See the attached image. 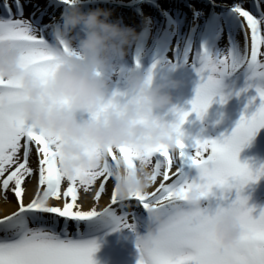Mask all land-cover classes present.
<instances>
[{"label": "snow or ice", "instance_id": "obj_1", "mask_svg": "<svg viewBox=\"0 0 264 264\" xmlns=\"http://www.w3.org/2000/svg\"><path fill=\"white\" fill-rule=\"evenodd\" d=\"M68 2L63 0L64 4ZM3 8L6 15L0 17V40L22 49V66L47 81L58 58L52 37V25L56 20L41 23L35 12L32 13L34 19H24L21 0H12L11 4L5 0ZM231 10L237 29L243 34L244 46L230 39L229 46L222 52L211 51L207 44L195 52L192 63L199 84L190 102L191 109L179 114L180 125L193 113L203 120L217 98L219 103H226L224 81L240 70L248 74V87L243 91L254 87L258 94L249 100V106L254 105L257 98L262 102L250 115L241 116L230 135L196 139L190 146L195 150L193 155L185 151L189 145L183 140L177 141L179 157L198 169L199 178L189 177L178 167L177 155H170L164 145L147 147L143 151L134 147L109 149L102 169H78L77 175L66 176L58 163L63 154L54 148L59 138L25 121L19 108V82L0 78V101L7 97L11 102L8 107L0 103V183L5 193L13 192L18 204L17 211L0 218V264H96L93 257L99 245L96 240L85 238L81 227L97 217H112L118 227L135 231L137 217L135 211H128L129 201H135L147 214L156 211L161 217L160 222H156L147 216V234L137 236L139 264H264V209L254 216V207H249L248 197L242 195L248 184L264 176V166L253 169L239 158L241 150L259 129L264 128V0H255L253 10L240 2L234 3ZM45 14V11L40 12L42 17ZM192 49L189 46L179 53L185 62H189ZM159 63H154L152 68ZM180 125H177L178 132ZM33 153L35 168L30 165ZM94 154L101 152L96 149L90 153ZM118 154L130 164L142 159L152 170V186L159 178L158 185L154 191L136 193L127 201L118 200L114 188L110 202L102 209L93 206L83 210L78 202L81 191L88 195L100 181L94 195L98 203L106 192ZM34 176L37 192L31 202L25 204L24 185ZM196 179L206 196L214 189H221L224 198L209 199L207 207L200 209L168 203L177 197L178 190L179 193L189 191ZM65 181L67 187L62 191ZM232 190L237 193L234 200L229 196ZM52 200H63V205L52 204ZM180 208H185L186 218L177 215ZM225 212L238 214L246 232L239 245L232 248L224 247L209 236L215 222ZM73 223L75 235L69 232Z\"/></svg>", "mask_w": 264, "mask_h": 264}, {"label": "clouds", "instance_id": "obj_2", "mask_svg": "<svg viewBox=\"0 0 264 264\" xmlns=\"http://www.w3.org/2000/svg\"><path fill=\"white\" fill-rule=\"evenodd\" d=\"M90 2L69 0L52 25L58 58L47 81L22 66L23 50L10 46L7 40H0V78L19 82V108L25 121L59 138L54 148L63 154L58 163L66 176L77 175L78 169H102L109 149L134 147L143 151L164 145L175 157L177 141L189 139L185 123L180 125L179 114L185 110L175 103L172 94L181 81H158L160 63L147 71L142 70L139 61L129 67L125 62L128 50L140 44L146 32L113 21L108 9L85 11ZM228 88L225 80L224 94ZM0 103L8 107L11 102L5 97ZM96 149L101 154L90 155ZM111 179L121 201L148 192L153 183L152 170L142 159L130 164L119 154ZM192 183L189 191L178 190L177 197L168 203L200 209L207 207L209 199L225 196L221 189L206 196L199 179ZM177 215L186 218L185 208H180ZM148 217L161 220L156 211L149 212ZM245 235L240 216L232 212L223 213L209 232L211 239L228 248L239 245Z\"/></svg>", "mask_w": 264, "mask_h": 264}, {"label": "bare ground", "instance_id": "obj_3", "mask_svg": "<svg viewBox=\"0 0 264 264\" xmlns=\"http://www.w3.org/2000/svg\"><path fill=\"white\" fill-rule=\"evenodd\" d=\"M4 2L5 0H0V17L6 15L5 9L3 8ZM7 2L11 4L12 0H7ZM21 2L24 4L23 18L34 19L32 13L35 12L36 17H39L41 19V23H52L53 18L55 20H59L61 14L66 9V4L63 3V0H21ZM237 2L242 3L248 10H253V4L255 3V0H92V2L85 5V11L90 8L94 9L98 7L108 9L112 12L111 19L113 21H120L123 25L136 29L137 32H146V36L142 40V42L140 44L133 45L128 50V54L134 53V55H136V59H142L143 55L139 54V50L144 47L150 49L149 52L153 51L154 53L155 51H158L159 48L158 50H156V45L160 40L164 41L166 38L168 40H166V42L161 46L159 50L160 52L163 51V49L165 50L167 48L168 56L170 55L172 58H175V52L171 51L172 41L178 55V52H182V49L184 47L187 48L191 46L193 47V49L189 53V55H192L193 58H195V52L201 49L202 42L200 41L202 39H206H204V36L208 33L209 30V28L207 27V23H209V21L203 18L202 15L197 14L204 13L208 18L215 20L216 27L218 28L216 29V31H218V34L222 37V34L220 33L222 31H220L219 29H234L237 26L236 19H233L234 16L232 15L233 13L231 10V6ZM206 8L209 10V12L204 11L206 10ZM41 11L46 12L43 17L40 16ZM154 17L158 19L155 20ZM176 19L178 23V30L175 29V25H171V23H173V21H175ZM146 20L147 25L145 24ZM140 23H142V27L140 26ZM165 35L166 38H163ZM160 37L161 39H159ZM236 41H239L241 47L244 46V40L238 38ZM206 43H208V41ZM212 51L214 52V49ZM157 55L160 56V53ZM143 62L144 61H142L141 63ZM147 62H149V58L146 59L145 64H147ZM180 65H183V63ZM226 83L229 85V88L225 90L227 101L226 103H224V106L227 107L228 103V107L230 106L235 109L237 118H241V113L236 111L240 105H238V102H234V95H237V93L240 94L241 89L239 90L240 92L237 90L233 91L234 84L232 85L231 81L227 79ZM247 87L248 84L245 86V88ZM248 90H250V88ZM228 93L231 94L229 95ZM183 164L184 163H182L180 160L178 151L177 165L178 167H181ZM173 171H175V168L173 169ZM158 183L159 179L157 180V184L152 186L153 190L149 189V192L154 191ZM36 192L37 179L32 178L26 184L25 196L27 199L25 201V204L31 202ZM6 195L7 199H5L4 194L0 202V218L6 215H10L12 212L17 211L18 209V204H16V197L11 194L10 196L8 194ZM109 202L110 200L107 198L105 199L104 197L101 198L98 203L95 201H93L92 203L88 198H83V200L79 199V203L82 205V208L85 211L90 210L93 206L102 209ZM128 203L130 204L128 211H135V215L137 214L136 216L141 217L142 210L139 209L140 207H137L136 203H132V201ZM58 205L62 206L63 200L59 201ZM101 222V220L94 222H85L81 227V233L84 236L100 234V232H102ZM62 224L63 222L61 221V226ZM73 231H76L74 223L69 226V232L71 233Z\"/></svg>", "mask_w": 264, "mask_h": 264}, {"label": "rangeland", "instance_id": "obj_4", "mask_svg": "<svg viewBox=\"0 0 264 264\" xmlns=\"http://www.w3.org/2000/svg\"><path fill=\"white\" fill-rule=\"evenodd\" d=\"M213 22V20H212ZM215 41V49L216 52H222L227 49L229 46L230 39L234 42L238 38L241 39V36L239 34V31H234L231 36H225L223 38H219V35H215L214 33L209 34ZM242 35V34H241ZM160 47V45H159ZM148 48H143V53H147ZM189 61L187 65L181 67L177 64V59L171 58L170 56L167 58V60L162 61L160 64L162 67H159L156 71V77L157 80H162L165 78H172L181 81V86L178 89L172 90V94L174 97L175 103L180 105L184 108L185 111H189L191 109V101L195 97L196 88L199 84V76L193 66V63H190ZM241 71V70H240ZM238 71L237 73L233 74L231 77H228L227 80H233L236 79V76L240 74ZM244 72V70H242ZM256 92L250 91L249 93H246L245 96H242V98L237 99L239 109L244 114L250 115L252 111L255 110V107H258L259 104L262 102L259 99L255 101L254 105L249 106V100L256 96ZM218 99V98H217ZM213 104L208 109V112L206 116L203 118V120L197 118L196 114L193 113L191 115L192 120L194 121L193 129L191 131H194V134L196 136L195 139H211L214 134L213 133H219V126H221L222 129L220 132L225 135H230L232 130L235 128V122L229 121L228 123L224 122L221 125L216 123L215 128L211 131H208L209 129L206 128L207 118L209 113L212 110ZM228 107V103H227ZM227 111L230 113V118H233V113L235 112V109L232 107H228ZM212 118V117H210ZM213 122H217V120H213ZM235 123V124H234ZM188 125H184V129L188 128ZM194 136V137H195ZM252 143V150L253 152H250L249 155H241L239 156L241 162L250 163L252 160L258 161V167L261 165H264V151H263V157L261 156L262 149L261 147H264V131L260 130L257 131L256 139L251 140ZM22 156V153H21ZM30 165L35 168L36 167V158L35 153H33L32 157L30 158ZM196 178V177H195ZM103 179V178H102ZM27 182V181H26ZM100 181L97 182L96 185L93 186L91 192L88 195H84L81 191L80 193V199L83 200V198H88L93 203L94 201V195L95 191H98ZM0 193L2 188V183H0ZM259 182H252L248 184L244 190L242 195L248 197V205L249 207H254L255 211L253 212L254 216H258L260 214V211L264 209V206L259 205L261 203V197L258 199L256 196V192L261 186L259 187ZM12 186L10 185V188ZM67 187V182L65 181L62 185V191L65 190ZM114 183L111 178L108 179L106 184V192L102 194V198L105 199L109 198L111 196V193L113 191ZM255 188V189H254ZM153 187L150 188L152 190ZM10 192L7 191V194ZM236 191L232 190L231 193H229L230 199L234 200L236 198ZM255 195V196H254ZM255 197V198H251ZM262 199H264V196H262ZM254 200V202H252ZM25 201V200H24ZM52 204H58L59 201L52 200L50 201ZM138 222H135L136 229L133 231L129 228H123V227H115L114 233L111 237H113L114 240L109 241L110 237L108 235L106 237H101L98 240H101V242H97L99 245L98 250L94 253L93 259L96 261V264H139V250L137 247V236H143L146 235V227L144 226V221L137 220ZM105 244V245H103ZM103 245V246H102ZM102 246V247H100ZM127 247H130L132 254L125 251ZM125 248V249H124ZM124 249V252H123Z\"/></svg>", "mask_w": 264, "mask_h": 264}]
</instances>
